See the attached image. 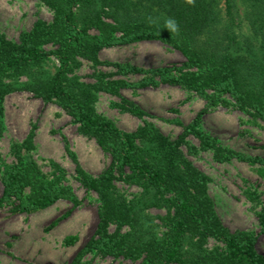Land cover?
Masks as SVG:
<instances>
[{"label": "trees", "instance_id": "16d2710c", "mask_svg": "<svg viewBox=\"0 0 264 264\" xmlns=\"http://www.w3.org/2000/svg\"><path fill=\"white\" fill-rule=\"evenodd\" d=\"M39 1L53 11L52 22L36 20L19 41L8 39L0 30V132L5 95L15 89L28 90L45 101H56L111 159L102 173L91 175L64 136L81 183L95 191L99 201L97 232L69 264H90L83 258L92 252L137 264H264V253L258 249L264 235V206L258 213L260 232L230 229L209 194V176L189 160L181 146L193 134L202 147L215 149L220 161L247 162L264 178L263 156L217 145V138L198 127L199 116L187 124L173 120L183 131L170 139L148 120L134 131L123 130L95 108L99 91L121 96L125 87L169 84L194 91L211 105L233 107L264 122V0ZM167 17L176 20L178 31L163 28ZM138 41L167 44L180 51L185 61L174 68L99 59L103 48ZM51 56L59 62L54 72L46 67ZM80 58L93 65L94 83L80 81L75 74ZM100 64L110 65L115 72L106 74L98 69ZM115 75L142 77L129 81L112 78ZM120 99L116 105L121 110L140 118L149 115L137 103ZM33 138L31 131L23 142L12 145L16 162L1 177L0 205L11 204L13 213L21 214L71 201L72 207L50 229L69 217L81 201L62 180L41 176L26 155L34 147ZM118 180L139 187V194L129 198L117 186ZM246 193L259 201L256 191ZM150 207L165 213L153 215ZM111 224L116 226L112 232L108 230ZM211 238L218 243L209 246ZM77 239L69 235L65 243L74 244Z\"/></svg>", "mask_w": 264, "mask_h": 264}, {"label": "rangeland", "instance_id": "374dc122", "mask_svg": "<svg viewBox=\"0 0 264 264\" xmlns=\"http://www.w3.org/2000/svg\"><path fill=\"white\" fill-rule=\"evenodd\" d=\"M52 22L53 11L39 0H0V30L8 39L19 41L22 32L32 28L36 20ZM51 45H47L50 48ZM99 59L106 62H130L144 67L173 66L178 68L185 61L177 49L159 41H138L123 46H112L99 51ZM81 65L75 70L80 81L94 83L91 62L80 58ZM59 62L54 56L46 63L54 72ZM98 69L115 72L110 65L100 64ZM123 77L129 81L141 79V75ZM212 92V90H208ZM96 110L112 119L120 128L134 131L144 120L153 122L170 139H176L183 127L173 120L187 124L199 116L198 127L217 138V145L264 157V122L252 119L248 114L221 104L211 105L206 98L194 91L179 86L161 84L157 87L121 89V96L104 91L97 93ZM127 98L146 110L149 115L142 118L121 110L116 105L120 98ZM227 99L234 101L227 96ZM2 130L0 132V197L3 192L1 177L5 168L16 162L12 152L15 142H23L34 131V147L26 153L46 180H62L70 186L73 194L81 201L66 219L47 229L72 207L71 201L61 200L47 208L31 213H13V206L0 205V264H69L83 245L95 235L99 217L98 195L87 190L81 183L76 164L65 148L64 136L76 153L81 166L88 173L98 176L110 164V156L94 138L80 131L79 123L56 101H45L33 92L15 89L3 99ZM191 148V149H190ZM185 155L210 181L208 190L215 209L230 229L260 232L258 213L264 206V178L255 166L238 159L220 161L215 149L202 147L193 134L186 137L181 146ZM57 164L60 167H57ZM122 193L129 198L139 194L140 188L128 185L123 180L116 182ZM256 191L259 201L254 202L247 191ZM30 188H26L29 193ZM153 215L164 214L165 210L150 207ZM156 221H158L156 219ZM116 226L111 224L109 231ZM76 235L74 244L65 243V237ZM218 242L211 238L209 246ZM258 249L264 253V235L260 236ZM83 262L90 264H137L129 259L102 257L95 253L84 256Z\"/></svg>", "mask_w": 264, "mask_h": 264}, {"label": "clouds", "instance_id": "9594fccd", "mask_svg": "<svg viewBox=\"0 0 264 264\" xmlns=\"http://www.w3.org/2000/svg\"><path fill=\"white\" fill-rule=\"evenodd\" d=\"M191 2V0H189ZM152 22V21H150ZM163 28H167L171 33L178 31L179 25L176 20L172 17H167L163 19Z\"/></svg>", "mask_w": 264, "mask_h": 264}]
</instances>
